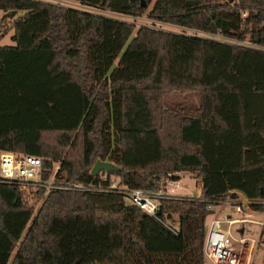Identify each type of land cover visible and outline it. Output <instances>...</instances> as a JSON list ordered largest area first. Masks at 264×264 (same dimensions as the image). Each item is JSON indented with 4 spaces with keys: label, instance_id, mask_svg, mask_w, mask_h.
Segmentation results:
<instances>
[{
    "label": "trees",
    "instance_id": "1",
    "mask_svg": "<svg viewBox=\"0 0 264 264\" xmlns=\"http://www.w3.org/2000/svg\"><path fill=\"white\" fill-rule=\"evenodd\" d=\"M77 1L86 9L0 0L2 21L17 11L14 45H0V153L42 157L44 178L59 161L66 178L78 182L97 183L93 165L110 161L119 170L109 176L129 190L158 191L170 173L174 180L188 173L202 185L203 198L161 199L157 219L123 193L42 188L35 215L18 183L0 180V264H55L46 250L56 217H93L129 236L132 214L141 250L172 254L173 264L186 252L183 224L193 216L192 249L204 256L208 202L239 191L264 212L258 202L264 200V0ZM150 6L154 23L194 33L156 25L136 30L90 11L136 17ZM168 92H197L200 104L168 103ZM176 212L180 230L169 223ZM118 260L85 256L77 264Z\"/></svg>",
    "mask_w": 264,
    "mask_h": 264
},
{
    "label": "rangeland",
    "instance_id": "2",
    "mask_svg": "<svg viewBox=\"0 0 264 264\" xmlns=\"http://www.w3.org/2000/svg\"><path fill=\"white\" fill-rule=\"evenodd\" d=\"M46 2L57 3L60 5H65L69 7H74L78 9H86L77 0H43ZM211 3L226 5L230 3L231 0H210ZM152 6L149 7L147 12L141 16H128L121 14H114L110 11H103L102 9L90 10L96 13H103L117 18L126 20L128 22L134 23L136 25V30L143 25L157 26L158 28L164 30H171L180 33L193 34L194 32L186 30L181 27H176L168 24L154 23V21L149 17V11ZM4 12L0 10V37L3 36L0 41V45H14L12 39L14 35V30L10 31V25L13 21L12 18L8 17V20L2 21ZM155 26V27H156ZM202 36L204 34L197 33ZM211 37L210 35H205ZM216 38H222L220 35H216ZM249 36L246 40L248 42ZM115 66V65H114ZM166 100L171 104L183 103L188 106V108H195L199 106L200 99L197 92H187L183 94L168 92L166 93ZM55 137V136H52ZM69 150V149H68ZM55 165H60L59 161L54 162ZM115 177V176H114ZM116 178V177H115ZM118 179V178H116ZM199 182H197L190 174L183 173L181 176L180 185L182 189H174L178 194L184 195H197L199 190ZM43 187H40L34 183L25 184V188L22 191V196L25 202L34 208V214L36 215L41 207L43 199H39V191ZM45 189V188H43ZM46 192L49 190L45 189ZM181 196V195H180ZM230 199L240 200L241 196H230ZM227 199V198H226ZM126 202L130 204L129 199ZM258 202H264V200H258ZM250 208V207H249ZM255 212L252 218L256 220H264V216L260 210H255L250 208ZM231 212V209L229 210ZM233 211V209H232ZM226 211L222 214L225 215ZM174 215L175 221L172 224L176 229L180 230V213L176 212ZM70 221L64 220V218L56 217L53 220L51 229L49 233L53 236L54 240L49 245L46 250V255L55 261V264H77L80 259L85 256H90L98 260H113L123 259L124 264H173L174 255L166 253H144L140 246L136 243L137 239L140 237V225L138 222V216L132 214L128 218L130 235L124 236L120 234L121 230L118 226L114 224H102L94 221L93 217L88 219H81L79 217L73 218ZM81 219L79 222L78 220ZM211 221V216L209 215L206 220V227H209ZM63 222V223H62ZM59 223V224H58ZM73 223V224H72ZM56 226V232H55ZM196 220L193 216H187L184 220L183 230L185 233V250L186 252L179 258L180 264H209L202 251L193 250L192 244L195 240L196 233ZM117 227V228H116ZM238 226H235V228ZM237 229V228H236ZM246 234L250 237L257 238V244L254 247L250 264H264V225L260 226L257 224L246 225ZM130 236H134L135 240L130 239ZM95 240L93 244L91 241ZM108 263V262H107Z\"/></svg>",
    "mask_w": 264,
    "mask_h": 264
},
{
    "label": "built area",
    "instance_id": "3",
    "mask_svg": "<svg viewBox=\"0 0 264 264\" xmlns=\"http://www.w3.org/2000/svg\"><path fill=\"white\" fill-rule=\"evenodd\" d=\"M45 171L43 158L40 156L19 154L12 151H1L0 153V180L18 183L21 191L24 190L25 184L34 183L49 191L68 189L82 192L123 193L131 205L157 219H159L157 211L160 210L161 199L203 198L201 184H199L197 195L178 194L174 191V189H182V185H180L181 173H178L180 179L175 180L171 178L174 174L170 173L165 184L158 191H146L143 189H125L119 179L109 176L108 171H102L96 175L99 179L97 183L94 181L68 180L65 170L61 169V164L53 165L49 178H44ZM109 179L110 184L105 185L104 183ZM232 193L237 194L238 197L241 196L240 200L227 198L220 201H210L206 205L211 221L206 232L203 253L209 264H250L257 238L246 234V225H264V220L252 218L255 214L250 209L252 208V201L242 192L232 191ZM224 211H226L225 215L222 214ZM261 213L264 214V212ZM235 226H238L237 229ZM169 229L176 233L171 227Z\"/></svg>",
    "mask_w": 264,
    "mask_h": 264
},
{
    "label": "water",
    "instance_id": "4",
    "mask_svg": "<svg viewBox=\"0 0 264 264\" xmlns=\"http://www.w3.org/2000/svg\"><path fill=\"white\" fill-rule=\"evenodd\" d=\"M16 13H17V11H13L11 13H8L7 16L12 18ZM118 170H119V167L117 165H115L114 163H112L110 161L98 159L91 169V174L93 176H96L102 171L110 172V171H118ZM157 214L158 215L160 214V210L157 211Z\"/></svg>",
    "mask_w": 264,
    "mask_h": 264
},
{
    "label": "crops",
    "instance_id": "5",
    "mask_svg": "<svg viewBox=\"0 0 264 264\" xmlns=\"http://www.w3.org/2000/svg\"><path fill=\"white\" fill-rule=\"evenodd\" d=\"M200 186H202V185H200ZM234 194H235V193H234ZM263 216H264V214H263ZM207 230H208V228H207ZM118 263H119V264H124V263H123V259H122V258L119 259V260H118Z\"/></svg>",
    "mask_w": 264,
    "mask_h": 264
}]
</instances>
